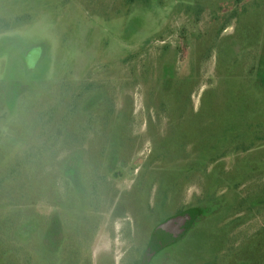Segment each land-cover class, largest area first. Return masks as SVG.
Wrapping results in <instances>:
<instances>
[{
    "label": "rangeland",
    "instance_id": "rangeland-1",
    "mask_svg": "<svg viewBox=\"0 0 264 264\" xmlns=\"http://www.w3.org/2000/svg\"><path fill=\"white\" fill-rule=\"evenodd\" d=\"M0 264H264V0H0Z\"/></svg>",
    "mask_w": 264,
    "mask_h": 264
},
{
    "label": "water",
    "instance_id": "water-1",
    "mask_svg": "<svg viewBox=\"0 0 264 264\" xmlns=\"http://www.w3.org/2000/svg\"><path fill=\"white\" fill-rule=\"evenodd\" d=\"M186 225V218L179 217L178 219L172 220L163 227H161L155 234L153 244L150 248V253H153L162 245L168 243L177 237Z\"/></svg>",
    "mask_w": 264,
    "mask_h": 264
}]
</instances>
